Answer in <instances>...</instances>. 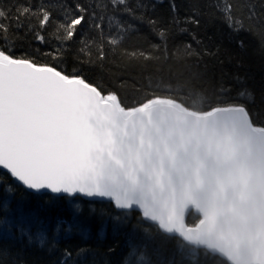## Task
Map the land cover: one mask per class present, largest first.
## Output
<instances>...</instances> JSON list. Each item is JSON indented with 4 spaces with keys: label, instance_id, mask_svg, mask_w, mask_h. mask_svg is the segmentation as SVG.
I'll use <instances>...</instances> for the list:
<instances>
[{
    "label": "snow or ice",
    "instance_id": "6c2138e0",
    "mask_svg": "<svg viewBox=\"0 0 264 264\" xmlns=\"http://www.w3.org/2000/svg\"><path fill=\"white\" fill-rule=\"evenodd\" d=\"M163 2L0 0V241L19 233L54 254L55 237L47 247L13 206L20 192L106 201L114 229L135 214L143 231L123 264H264V113L247 90L198 84L206 74L167 47L174 29L191 32L182 22L198 29L207 17L264 51V0H169L167 20L154 15ZM145 28L161 43L141 44ZM72 211L56 228L68 237L81 204ZM8 255L0 246V264Z\"/></svg>",
    "mask_w": 264,
    "mask_h": 264
},
{
    "label": "trees",
    "instance_id": "16d2710c",
    "mask_svg": "<svg viewBox=\"0 0 264 264\" xmlns=\"http://www.w3.org/2000/svg\"><path fill=\"white\" fill-rule=\"evenodd\" d=\"M11 0H5L10 3ZM168 2L157 6L154 15L168 19ZM179 3V0H177ZM151 14V13H150ZM184 10L181 8V21ZM180 27L190 28V33H180L178 29L173 30V36L168 40L167 47L169 54L175 58L177 49L180 60V67L190 68L192 73H205L203 80L196 81L209 90L223 83L231 89V95L235 97L239 91L247 90L254 94L255 105L249 102V107L260 110L264 113V51L260 50L255 41L244 33L232 35L228 29L218 20H209L205 17L197 29L192 25ZM192 35L199 37L202 44L192 39ZM140 43L151 48L152 44H160L161 41L152 35L145 28L141 32ZM243 40L245 48L237 46V41ZM191 44L193 52L185 54L184 46ZM205 48L210 49L214 55L205 53ZM34 51V49H33ZM66 68L72 72L73 61L69 58L66 61ZM132 71H137L132 69ZM188 74L187 72L185 73ZM107 83V82H106ZM112 87H116L112 85ZM122 96H130V90L125 92L122 89ZM19 203L22 205L26 215L34 217L30 225L33 234L43 231L47 237V247H53L55 237L54 254L49 255L40 251L38 246L29 244L27 239H20L19 233L14 239L0 241V246L8 249L10 255L5 257L6 264H57L63 258V252L68 249L72 252L68 264H123L124 258L129 252L132 243H139V235L142 228L138 227V219L135 214L118 229H114V221L111 219L112 210H109L108 203H81L60 201L52 204L47 199L37 200L25 197L22 193L15 194L13 206ZM75 203L81 204V212L76 217L77 228H73L71 236L68 237L63 231H56L60 222L68 227L73 221V207ZM95 209V211H92ZM104 209V215H101ZM196 221L189 216L186 223L192 226ZM84 248L87 257L77 256V251ZM179 264L181 257L177 255ZM185 264H191L186 261Z\"/></svg>",
    "mask_w": 264,
    "mask_h": 264
},
{
    "label": "water",
    "instance_id": "95a60500",
    "mask_svg": "<svg viewBox=\"0 0 264 264\" xmlns=\"http://www.w3.org/2000/svg\"><path fill=\"white\" fill-rule=\"evenodd\" d=\"M90 203H107L106 201L104 202H100V201H94V202H90ZM188 218V217H187ZM187 218H186V221H187Z\"/></svg>",
    "mask_w": 264,
    "mask_h": 264
}]
</instances>
